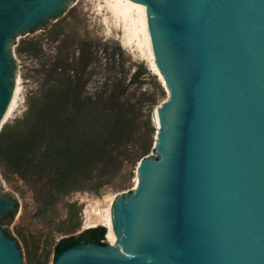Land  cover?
I'll use <instances>...</instances> for the list:
<instances>
[{"label": "water", "instance_id": "1", "mask_svg": "<svg viewBox=\"0 0 264 264\" xmlns=\"http://www.w3.org/2000/svg\"><path fill=\"white\" fill-rule=\"evenodd\" d=\"M71 1L0 0V129L16 87L10 42ZM131 1L147 10L169 92L157 157L113 198L118 246L80 242L54 264H264V0ZM17 204L0 195V219ZM0 264H23L1 228Z\"/></svg>", "mask_w": 264, "mask_h": 264}, {"label": "rangeland", "instance_id": "2", "mask_svg": "<svg viewBox=\"0 0 264 264\" xmlns=\"http://www.w3.org/2000/svg\"><path fill=\"white\" fill-rule=\"evenodd\" d=\"M115 3L72 0L45 24L10 42L19 92L0 129V195L15 199L18 212L2 217L0 228L17 242L23 264H54L59 241L105 228L87 226L88 216L112 207L118 194L134 193L138 163L157 157L155 112L169 93L141 36L124 44L129 24L118 22ZM70 83L81 89L77 97H87L99 107L117 98L131 106L132 138L113 154L111 172L102 178L101 187L96 171L93 179L62 192L41 172L48 164L45 148H13V140L37 138L46 122L40 110L60 107Z\"/></svg>", "mask_w": 264, "mask_h": 264}, {"label": "trees", "instance_id": "3", "mask_svg": "<svg viewBox=\"0 0 264 264\" xmlns=\"http://www.w3.org/2000/svg\"><path fill=\"white\" fill-rule=\"evenodd\" d=\"M87 64L89 62L84 63ZM81 93L77 84L70 83L63 91L61 108L40 110V119L46 122L39 127V136L23 140L16 136L13 140V148H45L48 164L41 172L52 178L62 192H69L78 183L93 179L96 171L97 188L101 187L102 178L111 172L113 154L132 138L131 106L120 103L117 98L99 107L87 97H77ZM24 141L27 143L23 145ZM105 234L104 228H93L78 237L62 239L55 247L54 262L65 250L80 242L105 246Z\"/></svg>", "mask_w": 264, "mask_h": 264}, {"label": "bare ground", "instance_id": "4", "mask_svg": "<svg viewBox=\"0 0 264 264\" xmlns=\"http://www.w3.org/2000/svg\"><path fill=\"white\" fill-rule=\"evenodd\" d=\"M114 13H115L116 18L118 19V22L124 21L129 24V29L125 31L124 33L127 40L125 41V43L124 42L123 43L125 45H128L129 42H131V40L134 37L140 35L143 42L147 45L149 49L148 51L150 52V56H151L152 63H153V68L159 74L160 78L162 79V76L157 70V66L155 64V58H154V54H153V50L151 46L150 34H149L148 24H147L148 15H147V10L145 6L135 3L131 0H116ZM126 27H127V24H126ZM18 92H19V82L16 84L13 98L5 114L3 122L7 119L9 114L12 112L15 106V103H16ZM157 109L155 112V122L157 125V129L159 130L160 127L157 124ZM137 180H138V174H137L136 181H135V190H136ZM111 211H112V207L104 211L98 210V211H94L93 213L91 212L92 214L88 216L87 224L86 223L85 224L89 227H95L97 225L104 226L108 230L107 235H106L107 241L113 246H118L119 240L114 232Z\"/></svg>", "mask_w": 264, "mask_h": 264}]
</instances>
